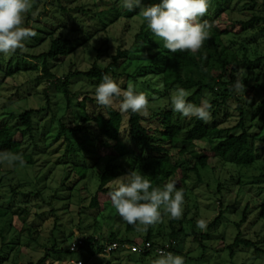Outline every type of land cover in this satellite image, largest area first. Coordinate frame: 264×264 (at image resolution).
Listing matches in <instances>:
<instances>
[{
    "label": "rangeland",
    "instance_id": "obj_1",
    "mask_svg": "<svg viewBox=\"0 0 264 264\" xmlns=\"http://www.w3.org/2000/svg\"><path fill=\"white\" fill-rule=\"evenodd\" d=\"M225 3H229L230 9L222 14L216 26L220 30L228 28L225 43L238 52L245 48L251 59L258 56L264 58L263 22L247 24L253 16L264 18V0H209L206 15H212ZM121 4L122 0H33V7L24 16V26L37 35L24 42L25 47L18 49L19 54H0V122L6 120L10 125L17 126L16 117L21 112L42 110L33 116L32 136L22 138L17 135L15 138L20 141L22 151L33 157L34 164L14 169L6 162L0 163V213L9 212L6 217H0V264H11L13 260L15 264H34L53 244L57 250H67L75 237H92L104 243L110 234H116L119 239L139 243L146 238L149 229L152 242L162 243L170 239L171 218L163 210L160 223L149 226L147 231L128 233L126 223L112 205L105 204L101 211L88 207L107 163H118L125 168L127 161L116 159L111 148L95 149L97 146L92 141L82 137L67 134V144L58 139L59 122L69 128L74 126L75 121L83 123L82 112L73 105L75 101L66 109L62 96L50 86L52 79L48 80L43 75L41 61L29 59L46 53L52 40L58 37L69 39V47L74 51L64 61H48L51 74L63 79L75 70H88L93 63L105 67L118 49L126 50L124 71L129 79L121 86L126 88L127 83L132 82L137 91H143L148 96V116L172 107L170 97L173 92L164 95L161 78L155 74L156 63L143 59L148 50L154 54L163 53L164 42L154 36L145 23L139 43H135V35L144 18L126 19ZM112 7L116 10L111 11ZM239 22L246 26L239 27ZM145 32L146 37L143 36ZM142 49L146 52H141ZM97 50H100L98 57ZM150 68H154L153 73L143 71ZM94 89L95 86L87 79L70 78L73 96L88 100L85 112L90 119L97 115L105 116L104 108L97 106ZM237 95L241 107L247 112L246 123L249 124L251 114H254L253 123L258 127L264 124V107H260L264 93L248 90L244 91V95ZM204 96L212 98L211 94ZM9 113L14 114L13 119H8ZM120 113L123 116L120 137L131 148L127 141V115ZM178 117L184 126L189 124L190 118L179 113ZM238 120L237 101L230 99L219 108L216 118L212 117L206 124L215 121L222 129L235 126ZM83 124L86 135L94 139L95 123L90 120ZM147 126L155 127L152 123ZM260 136L264 137V126ZM196 145L206 148L200 142ZM178 164L182 166L186 184L182 217L176 219L173 227L181 230L176 238V247L184 258V264H264V221L257 218L259 205L264 203V153L259 162L240 173V179L234 167H221L215 161L208 170L201 171V182L198 183L196 177L186 171L184 162ZM70 165L88 167L86 180L75 184L77 175ZM136 171L147 178L146 172ZM67 173L69 179L65 181ZM127 173L125 170L124 175ZM179 178L178 174L171 181H175L177 189L182 190ZM63 182L65 187H61ZM219 185L221 189L217 191ZM219 204L222 207L219 208ZM19 210L25 212V226L20 221L24 215ZM219 210H222L221 220L208 229ZM243 213L246 222L240 228L242 238L255 247L233 248L231 256L228 246L237 234L234 224L240 221ZM199 220L206 224L203 230L197 226ZM205 234L208 239L201 240ZM93 250L58 255L60 261L57 264L77 261L82 264H134L136 260L133 256L127 260L125 252L99 257ZM58 256L52 255L47 263L58 259Z\"/></svg>",
    "mask_w": 264,
    "mask_h": 264
},
{
    "label": "trees",
    "instance_id": "obj_2",
    "mask_svg": "<svg viewBox=\"0 0 264 264\" xmlns=\"http://www.w3.org/2000/svg\"><path fill=\"white\" fill-rule=\"evenodd\" d=\"M160 0H141L142 6H148L151 4H157ZM114 7V4H112ZM223 6V4H222ZM111 8V11L116 8ZM230 9L229 3L224 4L223 8L215 10L212 15H205L201 19L208 21L211 27V37L204 42L201 50L193 54L190 51H182L177 53H171L168 50H164L163 53H152L151 50L146 52V49H142L141 52L148 53L143 55L145 60H154L156 65L157 75L161 78V84L164 95H168L170 92H175L178 87L186 89L191 92L187 98L189 102L196 103L197 105L201 100H208L211 105V115L215 119L219 108L227 103L230 99L237 101V109L239 111V120L237 124L230 128H218V124L214 121L210 124L197 119L196 117H190L189 124L183 125V122L178 117V113L172 110V107H168L160 112H153L147 118L131 111L125 113L127 115L128 126V142L131 148L127 146L125 141L120 137V129L123 122L122 114L113 109L112 107L104 109L105 116L97 115L90 119L85 112V105L88 101L86 97L79 99L75 98L70 90V78H84L90 81L93 86H96L103 75H110L116 82H122L125 85L129 76L124 71V64L127 60L126 50H117L115 55L111 56V61L105 67H101L96 63H93L91 67L86 71L75 70L69 76H65L63 79H57L51 74L48 69V61L61 62L64 61L74 48H70V40L58 37L50 42V47L46 53L31 56L29 59H36L41 61V69L43 75L48 79H52L50 86L55 90L57 95L62 96V100L65 103L66 109H69L73 104L76 108H79L82 112L81 121L84 123H95V138L90 139L86 135V129L84 124L75 121L74 126L69 128L59 122L58 139L64 143H69L67 140V134L82 137L84 140L88 139L92 141L95 149L111 148L115 152L116 159L126 160V167L121 164H112L110 162L104 167L103 172L100 174L96 188L90 198L88 207L90 209L102 210L105 204H111L108 192L111 191L110 183L112 180L124 175L125 170H141L146 172L147 179L150 180L153 187H162L165 183L170 182L176 175L179 174V182L182 190L185 189L186 179L183 173L182 166L178 163L184 162L187 166V172L196 177L197 182H201V171L208 170L212 162L217 161L221 164V167L228 166L229 168L237 170V175L240 179V173L249 168L256 162L261 160V155L264 153V137L260 136L264 124L256 126L254 121V114H251L249 124L246 123V110L241 107V103L238 99L237 91L233 88L234 81L239 78L243 80L245 85V91L255 92L259 91L264 93V70L262 69L263 57H256L254 59L249 58L247 50L242 48L240 52L227 45L224 41L229 34L228 28L218 29L216 26L219 24V18L222 14L228 12ZM126 19L139 17L140 10L138 8L133 11L124 9ZM117 18L119 16H116ZM114 17V18H116ZM142 21V20H141ZM263 22L264 18L253 16L247 24L252 25L258 22ZM146 22L142 21L139 32L135 35V43H139V38L143 31V25ZM234 25V24H233ZM239 27L246 26L245 23L239 22ZM143 36H147L145 32ZM100 55V50H97ZM162 52V51H161ZM14 54H19L17 50ZM157 64H159L157 66ZM154 68L143 69L145 73H153ZM124 87V86H123ZM205 94H211L212 98H205ZM46 98V96H45ZM47 100V99H46ZM260 107H264V98L260 103ZM42 110H25L21 112L17 119V126L10 125L8 121L0 122V152H11L15 154H21L24 160V165L21 166L19 161L14 162L11 166L16 168H24L26 166H32L34 164L33 157L26 154L21 149L20 141L15 138L17 135L23 137L32 136L34 131L33 116L40 113ZM8 119H13L14 114H7ZM152 123L155 127H148V123ZM62 135V136H61ZM197 142L206 145V148H201L196 145ZM94 149V148H93ZM95 150L94 153H96ZM96 162L93 163V165ZM69 167V165L67 166ZM72 171L77 175V180H74L75 184L80 181H85L89 168L86 166L70 165ZM66 170V168L64 169ZM69 179L68 173L65 177V181ZM64 186V182L61 187ZM65 187V186H64ZM219 185L217 191L221 188ZM222 207L221 204L218 205ZM222 210H219L216 217L208 225V229H211L219 223L222 218ZM24 215V210H19ZM9 212L0 213V217H6ZM259 220L264 221V203L259 205V211L257 214ZM22 225L25 226L24 218L20 219ZM176 219H171L170 227V239L167 242L156 243L151 241L149 229L146 238L143 241L151 243L152 248L156 246L164 247L169 245V252L176 255L179 254L177 250L176 238L180 228L175 230L173 224L176 223ZM246 222L245 213L240 221L234 226L237 229L236 237L233 243L228 246L230 255L232 256V249L236 247L253 248V243L242 238L241 225ZM126 223V222H125ZM137 226L126 223V231L128 233L135 232ZM149 228V227H148ZM206 234L201 236V240L208 239ZM85 245L82 250L94 249L93 253L99 255L102 248L111 243L117 242L118 244H134L129 239H119L116 234H110L108 238L104 239V243L99 242L92 237L82 238ZM140 243V242H139ZM174 243V244H173ZM256 249V248H255ZM127 253L125 258L129 260L131 256L136 257L133 261L134 264H152V261L159 258L153 251L145 252L142 254H134L124 249H118L108 256L119 253ZM69 254L68 250H57L55 244L51 248L47 249L45 255L40 258L34 264H57L60 261L61 255ZM52 255L58 256V259L48 262ZM120 259V258H119ZM11 264H15L14 260ZM31 264V263H30Z\"/></svg>",
    "mask_w": 264,
    "mask_h": 264
},
{
    "label": "clouds",
    "instance_id": "obj_3",
    "mask_svg": "<svg viewBox=\"0 0 264 264\" xmlns=\"http://www.w3.org/2000/svg\"><path fill=\"white\" fill-rule=\"evenodd\" d=\"M121 6L133 11L138 8L152 34L164 42V48L171 53L190 51L195 54L211 37V25L201 18L207 14L209 0H161L160 3L142 6L141 0H122ZM33 7V0H0V54L10 56L25 47L24 42L37 33L24 26V16ZM110 75H103L95 86L94 94L100 108L115 107L122 113L131 111L148 116V96L137 91L132 82L126 88ZM233 88L244 95L243 80L237 78ZM190 93L178 87L171 94L172 110L184 117H196L208 123L211 121V103L204 99L197 105L188 101ZM19 161L24 165L21 154L0 152V163L12 165ZM108 192L112 206L127 224L139 226L138 231H147L162 221V211L171 219H180L183 213L184 194L178 190L175 181L162 187H153L150 180L139 171L132 170L112 180ZM202 230L203 220L197 222ZM152 264H184V258L172 252L158 253Z\"/></svg>",
    "mask_w": 264,
    "mask_h": 264
},
{
    "label": "built area",
    "instance_id": "obj_4",
    "mask_svg": "<svg viewBox=\"0 0 264 264\" xmlns=\"http://www.w3.org/2000/svg\"><path fill=\"white\" fill-rule=\"evenodd\" d=\"M174 244V243H173ZM85 243L82 238L75 237L67 247V250L69 253H77L79 251H82V247H84ZM169 245H165L164 247L156 246L152 248V245L148 241H141L140 243H134V244H118L117 242L111 243L109 245H106L102 248L101 253H99V257H105L111 254L112 252L118 250V249H124L125 251H128L130 253L134 254H142L145 252L153 251L155 255L158 256V253L160 251L163 252H169L168 250ZM76 264H82V262L77 261ZM73 263V264H75Z\"/></svg>",
    "mask_w": 264,
    "mask_h": 264
}]
</instances>
